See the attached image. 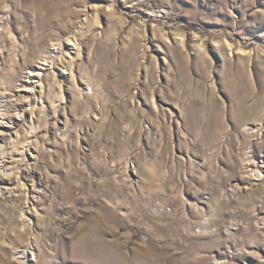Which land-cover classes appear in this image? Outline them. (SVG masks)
I'll use <instances>...</instances> for the list:
<instances>
[{"label":"rangeland","instance_id":"374dc122","mask_svg":"<svg viewBox=\"0 0 264 264\" xmlns=\"http://www.w3.org/2000/svg\"><path fill=\"white\" fill-rule=\"evenodd\" d=\"M0 264H264V0H0Z\"/></svg>","mask_w":264,"mask_h":264}]
</instances>
